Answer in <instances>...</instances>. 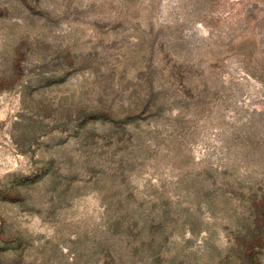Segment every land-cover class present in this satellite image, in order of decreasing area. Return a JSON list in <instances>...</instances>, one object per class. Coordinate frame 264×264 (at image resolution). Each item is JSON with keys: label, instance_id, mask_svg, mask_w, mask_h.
<instances>
[{"label": "rangeland", "instance_id": "1", "mask_svg": "<svg viewBox=\"0 0 264 264\" xmlns=\"http://www.w3.org/2000/svg\"><path fill=\"white\" fill-rule=\"evenodd\" d=\"M0 264H264V0H0Z\"/></svg>", "mask_w": 264, "mask_h": 264}]
</instances>
